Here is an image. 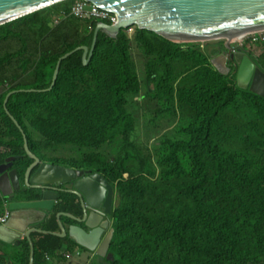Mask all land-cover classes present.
Instances as JSON below:
<instances>
[{
    "label": "trees",
    "instance_id": "1",
    "mask_svg": "<svg viewBox=\"0 0 264 264\" xmlns=\"http://www.w3.org/2000/svg\"><path fill=\"white\" fill-rule=\"evenodd\" d=\"M69 1L73 6L74 0L63 1L0 25V72L12 65L26 71L33 65L38 58V41L32 42L35 33L29 25L36 22L39 14L45 19L48 12L54 16L60 9L71 13ZM71 15L68 18L82 21ZM97 25V20L82 23L81 30L85 34L82 40L67 37L65 28L53 35L49 33L53 37H45L48 40L45 44L57 43L59 50L42 51L35 82L16 86L0 98V117L6 127L5 134L10 137L0 139V164L11 155H24L16 162L18 167H26L33 160L26 152L24 132L30 149L43 157L39 141L26 122L42 114L47 115L44 130L54 146L79 143L96 149L121 131L125 135L133 130L135 120L126 105V96L138 91L140 84L133 68L130 39L124 31L117 38L101 32L89 65L84 63L83 50L63 60L57 83L49 90L59 59L81 45H91ZM149 33L157 35L154 31L137 28L135 37L152 51ZM103 45L110 46L116 55L111 62L109 54L101 51ZM164 50L165 72L158 78V93L154 96L175 116L177 98L196 114L193 124L186 128L189 139L166 141L168 155L164 162L170 168L164 172L166 178L184 175L190 166L191 178L174 184L171 191L148 182L145 177L134 175L125 180L126 160L135 158L131 149L132 154L118 165L100 161L99 155L97 160L62 161L74 167H94L117 184L118 202L113 211L115 232L110 249L119 257L116 263L170 264L162 261L159 249L160 244L169 242L174 245L169 256L176 264H264V161L248 149L236 153L225 148L218 131L228 109L240 110L247 105L256 117L264 119V96L243 89L237 83V63L231 61L232 72L225 75L194 42L175 43L165 39L158 50L160 56ZM180 58L195 61L200 71L193 86L181 87L176 92L175 69L169 60ZM88 75L95 80L92 91L86 95L67 93V87L83 83ZM20 89L26 90L14 93L6 108L7 95ZM146 172L155 174L149 164ZM153 194L164 199L159 213L151 202L155 198ZM147 202L151 206L143 209ZM71 207L74 208V204ZM49 237L47 247L61 241ZM71 242L67 238L52 248L42 246L40 253L52 252L58 246L62 251Z\"/></svg>",
    "mask_w": 264,
    "mask_h": 264
},
{
    "label": "rangeland",
    "instance_id": "2",
    "mask_svg": "<svg viewBox=\"0 0 264 264\" xmlns=\"http://www.w3.org/2000/svg\"><path fill=\"white\" fill-rule=\"evenodd\" d=\"M75 1L77 0H74V2ZM69 2L71 8L72 2ZM70 15L71 13L66 14L63 9L58 10L57 14L54 16L48 12L47 18L45 19L41 14H39L36 22L29 25L35 33L32 42L36 43L38 41V46L36 47L38 58L26 71L12 65L0 72V98L8 90L16 86L29 85L35 82L36 67L40 57L42 56V51L48 48H51L54 51L59 50L57 43L48 45L45 44L44 41H48L45 40V37L50 36L48 35L49 33H52L53 35V33L58 30L65 28L68 35L67 37L77 38L79 40H82L85 37V34L82 33L81 26L82 23L89 22H87V20L79 22L73 17H71L72 19L68 18ZM134 33L136 34V32ZM135 34H132L130 36L131 38H129L131 46L130 53L134 71L138 76L140 88L138 91L131 92L126 96V105L135 120L134 128L129 134L124 135L121 131L113 138L102 143L101 146L96 149L90 146H82L79 143L54 146V144H52L49 140L48 132L44 130L45 123L47 122L46 114L39 115L35 118H29L26 122L33 131L35 138L39 141V149L43 156L41 157L43 160H51L52 162L65 164L62 159L83 161L85 159L92 158L97 160V155H99L101 156L99 159L100 161L103 160L104 162H108L112 165H118L123 160L128 158L133 151L136 159L131 157L126 160L125 167H127V172L125 173V177L128 178L130 174L131 176L135 175L145 177L148 182H154L158 186H162L167 191H171V189L175 186L174 184L181 183L191 178V173L189 166L186 170L187 174H177L166 178L164 171L165 169L170 168L169 164L164 162L165 157L168 155V143L166 141H168V139L172 141L189 139L190 136L188 131H186V128L193 124L196 119V114L190 106L182 103L177 98L174 101V108L177 111V115L175 116L172 114L170 109L163 107L162 101L154 96L158 93V78L163 76L165 72V64L163 61L165 50L162 52L161 56L158 53V50L163 45L166 38L158 33L157 35L149 33L148 35L152 41V51H149V48L146 45L136 40ZM259 35V33H256L251 36L250 40H246L244 42H233L235 55L238 53L239 56H234L232 60L241 64L244 55L253 56L256 57L257 60H260L258 61V65L264 69V33H262V38H260ZM253 37L258 38L257 40H254ZM14 43L15 41L13 44ZM226 45L227 40L223 38L199 41L195 43L197 48L205 50L209 54L211 60L213 57L220 54L227 55L229 48H227L228 46ZM101 51L105 55L109 54V62H111V59L116 57L115 53L111 52L110 46L103 45L101 47ZM169 61H172L175 69L174 85L176 92L181 87L193 86L198 80V73L200 70L195 67V61H187L181 58ZM215 68L217 69V67ZM86 78L87 79L83 83H75L67 87V93H81L86 95V92L92 91L95 87V80L90 75ZM245 83L246 84L239 82L240 85L246 86H241L243 89L249 88L248 90H258V86L255 81L254 83ZM240 99L241 104H243V98L241 97ZM160 109H163V111L161 110L160 112ZM222 121L223 123H221L218 131L222 134L223 145L225 148L233 149L236 153L243 152L248 149L251 154L259 160L264 161V119L256 117L252 111H250L249 107L244 105L240 110L228 109L223 114ZM5 133L6 127L0 117V139L9 140L10 137L6 136ZM182 154L184 155V153ZM148 164L152 167L153 171H155L154 175H148L146 172ZM90 169L92 172L97 171L96 168L91 166L89 167V170ZM115 187L117 188L116 183ZM19 194L20 192H18L16 196ZM113 195L116 197L115 192H113ZM153 197H155L154 201L151 199V202L154 204L153 206L156 207L157 213H159L164 205V199L157 197L156 194L155 196L153 194L152 198ZM150 204V202L145 203L143 205V209H145L148 205L151 206ZM0 209L3 211L1 205ZM56 238L57 240L60 239V237ZM58 243L60 242L50 244L47 248H52ZM0 246H2V248H0V264H3L5 260H10L13 264H29L30 245L27 242L23 245H7L0 241ZM58 247L54 248L52 252H50L53 255L50 260H46L47 257H45L42 261H40V264H60L56 261V259L60 260L62 264H68L69 260H73L74 263H77L75 260L76 256L64 258L61 255V249H58ZM173 247L174 245L169 242L160 244L159 249L161 251L162 261L166 260L170 264H176V261L169 256ZM70 248L74 249L75 245L72 244ZM38 249L39 248H37V250ZM27 250L28 254L26 253ZM6 253L10 254L12 259L6 255ZM86 257L87 255L82 258V261H84ZM97 261L98 259L95 260V263Z\"/></svg>",
    "mask_w": 264,
    "mask_h": 264
},
{
    "label": "water",
    "instance_id": "3",
    "mask_svg": "<svg viewBox=\"0 0 264 264\" xmlns=\"http://www.w3.org/2000/svg\"><path fill=\"white\" fill-rule=\"evenodd\" d=\"M65 0H0V25L6 24L18 18L32 14L38 10L56 5ZM101 8L116 12L119 18L117 26L106 22H99L95 28L91 45H81L73 51L62 56L54 73L52 89L57 83L63 60L79 50H83L85 65H89L94 57L98 39L101 32L112 38H117L125 27L137 25L141 29H148L175 43H192L223 37H238L245 33H257L264 31V0H87ZM228 54H220L213 57L212 64L223 74H229L232 67L228 60L234 58L230 43ZM254 58L244 55L238 66V81L240 83H256L258 91L264 96V69L258 65ZM11 91L6 98L5 106L11 96L19 91ZM29 91H34L31 89ZM22 131L24 128L18 120L12 116ZM25 148L27 155L33 159L27 168L24 178L15 163L24 155L8 156L4 164H0V190L6 197H12L22 191L24 183L29 187L44 190L43 199L29 203L13 202L11 207L13 214L7 224L0 226V239L6 243L27 237L31 243L33 254L31 264H34V242L32 233H44L58 236H66V227L62 225L61 215L64 214L81 221L72 214L59 213L62 233L40 229L41 223L46 219L47 212L41 210L44 207H52L53 194L48 191L57 190L59 185L74 182L78 195H89V206L85 208V216L82 222L87 231H82L83 226L73 225L70 234L80 244L95 249L106 227L103 222L106 213L112 211L114 199V187L108 179L99 172L87 175L86 169L68 166L66 164L42 161V159L30 149L29 140L24 132ZM38 168L33 171V169ZM10 168V169H9ZM98 180V181H97ZM57 196V195H56ZM50 205V206H49ZM92 209H95L94 211ZM86 230V229H85ZM109 258H112L109 255Z\"/></svg>",
    "mask_w": 264,
    "mask_h": 264
},
{
    "label": "clouds",
    "instance_id": "4",
    "mask_svg": "<svg viewBox=\"0 0 264 264\" xmlns=\"http://www.w3.org/2000/svg\"><path fill=\"white\" fill-rule=\"evenodd\" d=\"M65 1H67V0H65ZM77 1H79V0H77ZM88 2H90V1H88ZM74 3H73V5H74ZM90 3H93V2H90ZM114 13L117 14L116 12H114ZM71 14L74 15L72 13V10H71ZM74 16H76V15H74ZM76 17H78V16H76ZM78 18H80L81 20H87V22H89V23H91V21H93V20H97L98 23L101 22V21H103V22H106L108 24H111L108 21L98 20V19H94V18H81V17H78ZM119 24L120 23H118V24H116L114 26H117ZM111 25H113V24H111ZM131 28L134 29L132 32L129 31ZM137 28L138 29H141V28H139V26L134 25V26H130V27L123 28L121 30V32L124 31L125 34L128 36V38H131L130 36L132 34H135L134 32L137 31ZM262 32H264V31H262ZM135 36H136V34H135ZM194 43H197V42H194ZM227 43H228V41H227ZM230 45L232 46L231 43H230ZM232 49H233V47H232ZM228 51H229V49H228ZM233 53H234V56H236L235 55V51ZM251 57L254 58L257 61V63H258V60L256 59V57H253V56H251ZM231 61L237 63L238 66L240 64V63H238V62H236L235 60H232V59H229L228 60V64H231ZM230 66L232 67V64ZM231 72H232V70H231ZM237 78H238V74H237ZM237 83L239 84L238 79H237ZM244 84H246V83H244ZM240 86L246 87L245 85H240ZM245 89H249V88H245ZM4 163H1V164H4ZM66 165H68V164H66ZM68 166H72V165H68ZM77 168H79V169H86L87 175H91L93 173L98 172V171L92 172L91 169L89 170V167L88 168L87 167H77ZM99 173H101V172H99ZM125 173H124V179L125 180H128L130 178L131 174H130V176L128 178H126L125 177ZM105 177L113 185L114 192L116 194V197L114 196V199H113L112 211L110 213L108 212V213L105 214V218H104L103 222H105L107 225H106V227L104 229V232H103V234L101 236L100 241L96 243V246L97 247L95 249L89 248V247H87L85 245L80 244L76 239H74V237H72L71 234H70V229L72 227L71 225L73 224V221H78V220L73 219V218H71L69 216H66V215L62 214L61 215V222H62V225H64L66 227V231H67V235L66 236H58V235H52V234H44V233H39V232L32 233L31 236L33 238L34 250H35V256H34V259L35 260H34V264H37V262H38V264H40V261H42L45 257H47L46 260H50L52 258V254L50 252H41L40 253V251H41L40 248L42 246H46L47 247V243H48L49 238H50L49 236L60 237L59 241L62 238H64V239L70 238L73 241L71 243L73 245H75V248L74 249H71L70 246H69V247H66V248H64L62 250L61 254L64 255L63 256L64 258H71L72 256H74V257L76 256V259L75 260L77 261V263H78V261H82V258L78 256V255H81V253H82L81 251H79V249L82 247V250L84 248H86L87 251H88V252H86V254L83 253V255H81V256H83V258H84V256L87 255L86 259L83 261L84 264H107V263H109V264H118L116 262L119 259V257L115 253H111L110 252V249H111V246H112L113 234L115 232V226H114L115 225V219L113 217V211H114V209L117 206V200L116 199L118 198V192H117V188L115 187V184L111 181V179L108 178L107 176H105ZM59 186H61V185H59ZM48 192L51 193V194H53L54 191H48ZM44 193L45 192L43 191V194ZM43 194H42V197H41L40 200L43 199ZM53 195L54 196L51 197V198L54 199L53 200L52 207H44V208H41V210L47 212V217L41 223L40 229L46 230V231H54V232H58V234H61L62 233V227H61V223H60L59 218H58V214L59 213H67V214H72V215H74L76 217H79L80 219L81 218H84V216H85V208L89 206V200L86 198V196H88V195H86V196L84 194L83 195H79L80 197L78 198L77 205L74 208L71 207V206H58L56 204V200L59 197V195L58 194H53ZM73 195H76V194H73ZM40 200H37V201H40ZM13 202H22V201H20L17 198L16 195H14L12 197H6V196L3 195V193L0 190V205L3 208V211H1L0 214L2 215L4 213L10 212V217H9L8 221L10 220V218L12 217V214H13V209L11 207V205H12ZM31 202H34V201H31ZM22 203H29V202H22ZM92 210L94 211L95 209H92ZM78 211H80V212H78ZM107 216H108V218H107ZM8 221L5 224H7ZM79 222H82V220L79 221ZM5 224H2V225H5ZM2 225H0V226H2ZM74 225H76V224H74ZM83 228H84V229H82L83 232L88 230V228H86L85 224H84ZM0 241H2V240L0 239ZM2 242H4V241H2ZM25 242H27L30 245V252H29V260L30 261H29V264H31L33 249H32L31 243L29 242V240H28L27 237L23 236L22 239H20V240L17 239V240H15L12 243H7V244H9V245H16V244L17 245H23ZM37 248H39V249L37 250ZM26 253L28 254V250H27ZM6 255H8L12 259V256L10 254L6 253ZM109 255H111L112 258H109ZM97 259H98V261L95 263V260H97ZM77 263H74L73 260H69V263L68 264H77ZM3 264H13V263L9 260V263L6 262V261H4Z\"/></svg>",
    "mask_w": 264,
    "mask_h": 264
},
{
    "label": "flooded vegetation",
    "instance_id": "5",
    "mask_svg": "<svg viewBox=\"0 0 264 264\" xmlns=\"http://www.w3.org/2000/svg\"><path fill=\"white\" fill-rule=\"evenodd\" d=\"M42 161H47V160L42 159ZM32 162H33V160L26 167H18V166H16V164L14 165V167H17L20 170L22 178H24L25 172H26L27 168L32 164ZM37 168H38V166H36L33 169V171H35ZM24 186L25 187L23 188V190L20 191V194L17 196V198L20 201L31 202V201H37V200L41 199L44 190L39 189V188H35V187L34 188L29 187L26 183H24ZM73 190H75L74 182L62 184L61 186H59L57 188V190L56 189L52 190V191H54L53 194L59 195V197L56 200V204L58 206H72L74 204V207H75L77 205L78 198L80 196L77 193L72 192ZM73 194H76L78 197L74 198L72 196ZM78 212H80V211H78ZM107 218H108V216H107ZM81 219L83 220L84 218H81ZM74 224L84 226V223L79 222V221H73V224L71 226H73Z\"/></svg>",
    "mask_w": 264,
    "mask_h": 264
},
{
    "label": "built area",
    "instance_id": "6",
    "mask_svg": "<svg viewBox=\"0 0 264 264\" xmlns=\"http://www.w3.org/2000/svg\"><path fill=\"white\" fill-rule=\"evenodd\" d=\"M72 13L81 18H94L98 20L108 21L109 23L116 25L118 24L119 18L118 15L112 12L111 10L100 8L99 6L88 2L87 0H79L74 3L72 6ZM134 29L131 28L129 31L132 32ZM259 33V37L263 36L262 33L264 32H257ZM256 33H246L243 34V37L239 42H244L246 40H250L251 36ZM258 37H253L254 40H257ZM232 44V43H231ZM234 43L232 44V46ZM234 50V46H233ZM235 51V50H234ZM10 217V212L0 214V225L5 224Z\"/></svg>",
    "mask_w": 264,
    "mask_h": 264
},
{
    "label": "crops",
    "instance_id": "7",
    "mask_svg": "<svg viewBox=\"0 0 264 264\" xmlns=\"http://www.w3.org/2000/svg\"><path fill=\"white\" fill-rule=\"evenodd\" d=\"M65 239L64 238H62L61 239V241H64ZM60 241V242H61ZM3 243H5V242H3ZM5 244H7V243H5ZM71 244L72 243H70L67 247H69V246H71ZM7 245H9V244H7ZM0 248H2V246H0ZM10 248V247H9ZM66 248V247H65ZM79 251H81L82 253H81V255H83V253L84 254H86V252H87V249L86 248H84L83 250H82V247L79 249ZM62 256H64L63 254H61ZM81 255H78L79 257H81V258H83V256H81ZM53 256V255H52ZM55 260V259H54ZM56 261H58L60 264H61V261L60 260H58V259H56ZM77 264H84V262L83 261H78V263Z\"/></svg>",
    "mask_w": 264,
    "mask_h": 264
},
{
    "label": "bare ground",
    "instance_id": "8",
    "mask_svg": "<svg viewBox=\"0 0 264 264\" xmlns=\"http://www.w3.org/2000/svg\"><path fill=\"white\" fill-rule=\"evenodd\" d=\"M242 37H243V35H240V36H238V37H236V38H234V37H223V39H226L229 43H233V42H235V41H239V40H241ZM236 56H239V54L237 53ZM97 181H98V180H97ZM88 196H89V195H88ZM89 197H90V196H89Z\"/></svg>",
    "mask_w": 264,
    "mask_h": 264
}]
</instances>
